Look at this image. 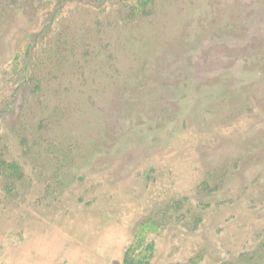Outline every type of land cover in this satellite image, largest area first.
I'll return each instance as SVG.
<instances>
[{"label": "rangeland", "instance_id": "1", "mask_svg": "<svg viewBox=\"0 0 264 264\" xmlns=\"http://www.w3.org/2000/svg\"><path fill=\"white\" fill-rule=\"evenodd\" d=\"M146 1L127 20L126 5L0 0L3 157L34 173L19 127L65 145L48 190L51 165L14 198L0 179V264H124L139 222L177 202L149 264H264V0Z\"/></svg>", "mask_w": 264, "mask_h": 264}, {"label": "trees", "instance_id": "2", "mask_svg": "<svg viewBox=\"0 0 264 264\" xmlns=\"http://www.w3.org/2000/svg\"><path fill=\"white\" fill-rule=\"evenodd\" d=\"M88 1H91L92 3L95 2L94 4H96V3L104 4V2H105L107 5L111 4V6L126 5L131 11V13H130L131 16L128 17L127 20H129V19L131 20V19H133V17H135L141 13H148V11H149L148 10L149 4L147 5L146 0H88ZM52 7H53V2L49 3V6L45 7V9L49 10ZM40 10H43V8L38 7L37 11L39 12ZM50 21L51 22L49 23L48 28L51 31L52 29H55V28L52 27V24H54L53 20L51 19ZM35 26L40 27L41 24L37 23V24H35ZM41 27H44V26H41ZM40 32L43 33L44 30H41ZM36 38L39 39V35ZM53 38H55V40H57V41H60L61 43L62 42L64 43V39L62 37H60L57 33H53L52 35H49V37H46L47 40H46L45 44L51 43L53 41ZM32 43L29 45L27 44V46H23L22 57H23V55L26 56V54L28 55L29 53H31V47L30 46L32 45ZM37 45L38 44H36V46ZM32 48H33V46H32ZM56 48H57L56 51H59V52L63 51L62 48H58V47H56ZM22 57H20V58H22ZM19 62H20V60H19ZM43 80L44 79H42V78L36 77V75L31 76L29 81H32L35 85L34 88H32V90H30L31 95H35V93H37V94L40 93V90L38 91V87L40 89ZM27 98H29V92H27ZM13 103L7 102L8 105L5 104L4 106H5V108L8 109L12 106ZM45 119L46 118L44 116H41V118L39 119L40 124H43V122L46 121ZM19 128H18V133H19L20 140H21V150L25 154V156H29L31 158V159H27L26 163L32 167L34 173L27 176L25 174L24 169L19 167L18 163L16 165V163L14 161H11V160L9 161L6 158L4 159L3 153H6V148L3 146H0V179H2V180L6 179V180L13 182L14 185H8L6 183L3 186V191L5 192V194L8 195V197L10 196L11 198H14V196L11 195V193H12V191L16 190L15 189L16 188L15 183L20 182L21 179L26 180L27 177L30 180V178L32 179L35 174L41 176L43 169L45 167L51 165L52 169H53L51 176H50L51 178H48V176H47L45 179H40L42 182V185L44 187H46L48 190V188H50V184H51L50 181L53 180V176L58 174L57 170L59 169V166H55V165L62 164V160H61L62 156L59 155V158L57 159L58 150L61 147L65 146L64 143L57 137L51 138V139L45 138V139H43V141L46 143V147L45 148H39V149L41 152L45 151V149H46L47 155L45 157L40 156L39 158H36V156H38V155H36V152L39 149H37L35 147H37L38 144L33 140H32L33 143H31L30 138L28 137L26 130L24 128L23 129L22 128L19 129ZM67 149H68V151H69V149H72L71 145L68 144ZM53 159H55V160H53ZM9 162L12 165L9 164ZM10 166H13V168L10 169L9 168ZM166 204L167 205L165 207V212L160 214L159 210H158L155 213H152L150 216L143 218L139 222L138 229H137L136 234H135V238L133 239L130 247L127 249V252H126V255L124 258V264H149L150 263L153 255H154V250H155L154 240L150 238V235H152V233H157L160 229H162L166 225H168V223L165 222L166 214L171 212L170 210H174V211L180 210L179 206H181V205H179L180 203H178V202H177V204H174L175 206L168 205V203H166ZM203 204L204 203H202V205ZM186 207L189 210L190 214L192 215L193 209L189 208L188 206H186ZM160 210H161V208H160ZM192 217H193V219H195V221H198V222L201 221V219H202L199 216H197L196 212H195V214L192 215ZM170 220H171V217H170ZM251 259H254V258L251 256Z\"/></svg>", "mask_w": 264, "mask_h": 264}]
</instances>
